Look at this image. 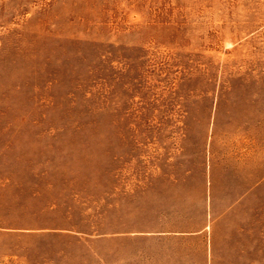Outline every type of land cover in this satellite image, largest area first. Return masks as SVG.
<instances>
[{
    "label": "rangeland",
    "instance_id": "obj_1",
    "mask_svg": "<svg viewBox=\"0 0 264 264\" xmlns=\"http://www.w3.org/2000/svg\"><path fill=\"white\" fill-rule=\"evenodd\" d=\"M0 264H264V0H0Z\"/></svg>",
    "mask_w": 264,
    "mask_h": 264
}]
</instances>
